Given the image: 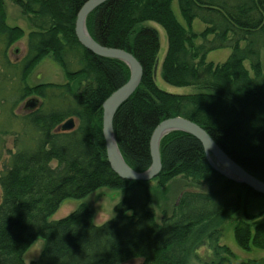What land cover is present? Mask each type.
<instances>
[{"label": "trees", "instance_id": "1", "mask_svg": "<svg viewBox=\"0 0 264 264\" xmlns=\"http://www.w3.org/2000/svg\"><path fill=\"white\" fill-rule=\"evenodd\" d=\"M12 1L32 30L24 58L13 63L8 50L25 31L7 23L0 0V105L7 111L6 124L0 125V264H25L24 253L39 237L43 251L32 264H122L136 258L142 264H264V258L236 261L221 243L223 225L250 200L260 199L259 216L264 215V196L216 171L193 135L175 131L162 138V170L155 180L165 186L182 176L209 191H183L172 212L162 211L160 222L147 209L148 183L122 179L111 169L102 104L128 81L130 70L78 41L75 22L87 0ZM179 1L188 27L179 23L170 0H109L87 18L95 41L133 54L143 67L140 86L114 119L120 151L134 170H147L154 129L163 119L181 116L204 128L230 158L264 182V0ZM196 18L206 24L200 34L191 29ZM241 20L244 26L237 25ZM149 21L168 36L163 79L198 92L176 95L158 87L153 69L160 38ZM198 36L203 42L196 45ZM229 46L233 50L225 62L207 61L210 51ZM48 55L68 81L29 85V75ZM31 96L41 104L16 113ZM70 118L75 127L61 130ZM15 122L21 132L13 131ZM12 133L15 151L3 157L5 138ZM102 187L127 188L115 216L102 225L93 223V211L85 204L47 221L64 199H81ZM234 236L244 251L264 250V221L236 222Z\"/></svg>", "mask_w": 264, "mask_h": 264}, {"label": "rangeland", "instance_id": "2", "mask_svg": "<svg viewBox=\"0 0 264 264\" xmlns=\"http://www.w3.org/2000/svg\"><path fill=\"white\" fill-rule=\"evenodd\" d=\"M4 4L6 9L7 23L10 26H20L25 31L24 37L19 41H17L16 43H14L8 50V54L11 60L13 61V63H17L20 62L25 56L28 34L32 30V27L28 22L27 16L22 13L20 7L16 6V4L12 0H4ZM173 11L176 18L185 27H188L187 22H185L182 17L177 0L173 1ZM148 24L157 29L160 38V50H159L158 58L156 60V63L158 62L157 71H156V83L158 87L168 93L176 94V95H187L198 92L199 91L198 88L173 86L167 83L162 78L161 70H162L163 60L168 51V36L166 31L161 25L155 22H150ZM191 25H192L191 29L193 30V32L197 34L202 33L206 29V24L203 23L198 18L193 20ZM210 37L212 36L209 35V38ZM202 42L203 40L199 36L195 39L196 45L201 44ZM231 52H232L231 48L228 47L212 50L207 54V61H211L214 64H221L227 60ZM261 52H262L261 63L264 71V48L261 50ZM246 66L250 68L249 61H246ZM251 74L253 75V72H251ZM66 80L67 77L64 72V69L61 67L60 64H58L52 58V56L48 55L37 65V67H35V69L29 75L27 81L29 85L34 86L40 83H64L66 82ZM16 83H18V79H14L12 84L15 85ZM31 98L32 96L27 98L23 102V104H21V107L15 110V112L22 114L24 112L23 109L26 105V101ZM6 119H7V111L6 109L3 108L2 105H0V125L1 124L4 125V123L6 124ZM17 124L18 122H15L13 124L14 126L12 129L15 132H21V128H19ZM5 139H6V149L2 150L3 157H7V150H13L15 147V135L13 133L7 136ZM151 186L153 188L152 189L153 209L151 208L149 209L154 210L153 212L156 213V219L158 222L161 221L162 218L161 212L163 210H168L169 212H172L174 210V207L176 206L181 194L187 188L198 192H208L207 186L188 185L187 180L178 177L169 181L165 186H159L158 181H151ZM122 198L123 197L121 190L112 189L109 187H103L81 199L68 198L60 205L57 212L49 220L62 219L67 215H69L80 204L85 203L89 207H91V210L93 209V211L95 212L94 215L95 223L103 224L104 222L115 216L116 214L115 205ZM259 205L260 204L255 203V205L244 207V209L248 210L250 213H257L260 211ZM262 218L264 217L262 216ZM234 223L235 222H229L223 225L221 243L230 247V249L233 251L235 255V260L241 262L253 258H259V259L264 258V250L262 249L253 248L251 251H244L237 245L234 236ZM43 247H44V238L39 237L24 253L23 259L25 264H32L34 261L39 260L43 251ZM201 252L204 253V250H202ZM142 263H143L142 258H136L123 264H142Z\"/></svg>", "mask_w": 264, "mask_h": 264}, {"label": "water", "instance_id": "3", "mask_svg": "<svg viewBox=\"0 0 264 264\" xmlns=\"http://www.w3.org/2000/svg\"><path fill=\"white\" fill-rule=\"evenodd\" d=\"M108 1L109 0H88L79 10L75 31L77 38L85 48L101 57L122 60L128 65L131 71L128 82L115 90L103 103V136L106 144L107 159L113 171L124 179L144 181L154 179L162 170L160 141L171 132L182 131L193 135L202 143L207 159L216 171L236 182L249 185L255 191L264 194V182L262 180L246 171L231 159L204 128L180 116L163 120L154 129L150 143L152 163L147 170L139 173L125 162L116 140L113 121L120 105L126 102L137 90L142 80L143 69L131 53L122 49L106 48L95 41L89 34L86 26L88 16ZM157 63L154 68L155 76ZM36 100L38 99H31L25 107H34ZM74 127L75 121L73 118H70L61 125V130L69 131Z\"/></svg>", "mask_w": 264, "mask_h": 264}, {"label": "bare ground", "instance_id": "4", "mask_svg": "<svg viewBox=\"0 0 264 264\" xmlns=\"http://www.w3.org/2000/svg\"><path fill=\"white\" fill-rule=\"evenodd\" d=\"M88 1V0H87ZM86 1V2H87ZM171 1V8H172V10H173V1L174 0H170ZM195 1V0H194ZM85 2V3H86ZM177 2H178V4L180 5V1L179 0H177ZM193 2V1H192ZM84 3V4H85ZM83 4V5H84ZM82 5V6H83ZM16 6H18L17 4H16ZM19 7V6H18ZM82 8V7H81ZM80 8V9H81ZM79 9V10H80ZM179 9H180V6H179ZM174 12V11H173ZM78 13H79V11H78ZM78 13H77V16H78ZM182 14V13H181ZM182 17H183V19H184V21L186 22V17H184V15H182ZM76 20H77V18H76ZM178 20V19H177ZM179 21V20H178ZM150 22H152V21H149V22H147V25H149L148 23H150ZM179 23H181L180 21H179ZM244 21L243 20H241V21H238L237 22V25L238 26H244ZM182 24V23H181ZM183 25V24H182ZM87 26V25H86ZM149 26H151V25H149ZM18 27H20V26H18ZM22 28V27H21ZM75 28H76V22H75ZM23 29V28H22ZM88 30V29H87ZM89 32V31H88ZM75 33H76V31H75ZM92 37V36H91ZM78 39V38H77ZM78 41H79V39H78ZM80 42V41H79ZM80 44H81V42H80ZM82 45V44H81ZM246 46V42L245 41H241L240 42V47L241 48H244ZM106 48H111V47H107V46H105ZM228 48H231V50H233V47H231V46H229ZM118 49V48H117ZM87 50H89V49H87ZM262 50V49H261ZM90 51V50H89ZM91 52V51H90ZM232 53V52H231ZM262 53V52H261ZM26 54V53H25ZM133 55V54H132ZM231 55V54H230ZM134 56V55H133ZM135 57V56H134ZM104 58H106V57H104ZM110 59H115V58H110ZM228 59V58H227ZM119 60V59H118ZM122 61V60H121ZM138 61V60H137ZM246 61H248V60H245V61H243V63H244V65H245V67L249 70V72H250V74H251V72H252V70H251V67L249 68L248 66H246ZM124 62V61H123ZM139 62V61H138ZM208 62H210V61H208ZM125 63V62H124ZM140 63V62H139ZM39 64V63H38ZM38 64H36V66L35 67H37V65ZM140 65H141V63H140ZM156 65V64H155ZM155 65H154V68H155ZM141 67H142V65H141ZM35 69V68H34ZM142 69H143V67H142ZM129 70H130V68H129ZM65 72V71H64ZM32 73V72H31ZM66 74V73H65ZM130 74H131V71H130ZM162 76V75H161ZM143 77V76H142ZM153 77H154V79H155V82H156V76L154 75V69H153ZM129 78H130V76H129ZM163 78V77H162ZM129 80V79H128ZM68 81V79L66 80V82ZM142 81V80H141ZM128 82V81H127ZM126 82V83H127ZM126 83H124V84H126ZM123 84V85H124ZM141 84V83H140ZM140 84H139V86H140ZM122 85V86H123ZM138 86V87H139ZM137 87V88H138ZM119 89V88H118ZM111 95V94H110ZM109 95V96H110ZM109 96L106 98V99H108L109 98ZM34 97H32L31 99H33ZM31 99H28L27 101H26V104L31 100ZM105 99V100H106ZM128 101V100H127ZM126 101V102H127ZM126 102H124V103H122L121 105H120V107H119V109L117 110V112L120 110V108L126 103ZM104 103V102H103ZM23 104V103H22ZM41 103H40V100H36V103H35V106L34 107H24V113H28V112H30L31 110H34L36 107H38L39 105H40ZM26 106V105H25ZM20 107H21V105H20ZM117 112H116V114H117ZM102 114H103V104H102ZM116 114H115V116H116ZM177 117V116H176ZM181 117V116H180ZM103 118V117H102ZM171 118H173V117H171ZM184 118V117H183ZM74 119V118H73ZM114 119H115V117H114ZM168 119V118H167ZM187 119V118H186ZM75 120V119H74ZM163 120H166V119H163ZM189 120V119H188ZM162 122V121H161ZM113 126H114V121H113ZM158 126V125H157ZM156 126V127H157ZM102 131H103V124H102ZM161 142V141H160ZM150 143H151V140H150ZM151 151V150H150ZM160 155H161V151H160ZM106 156H107V154H106ZM124 158V157H123ZM232 159V158H231ZM108 160V159H107ZM125 160V159H124ZM162 160V159H161ZM126 162V161H125ZM127 163V162H126ZM54 164H56V162H54ZM128 164V163H127ZM129 165V164H128ZM132 168V167H131ZM112 169V168H111ZM113 170V169H112ZM247 171V170H246ZM137 172H139V173H142V172H144V171H137ZM250 173V172H249ZM117 174V173H116ZM119 176V175H118ZM120 177V176H119ZM256 177V176H255ZM122 178V177H121ZM155 178H157V176L155 177ZM155 178L154 179H150V180H146V181H144V180H130V179H127V180H130V181H138V182H146V183H148V185H149V187H150V191H151V193H150V204H148L147 205V209L148 210H150L154 215H155V217H156V213L155 212H153L154 210H151V209H153V207H152V201H153V195H152V186H151V181H156L155 180ZM178 178H181V179H184L182 176H178ZM122 179H124V178H122ZM186 180V179H185ZM188 181V185H192V182L191 181H189V180H187ZM239 183V182H238ZM240 184H243V185H245V186H247L249 189H251V190H254L252 187H250L249 185H246V184H244V183H240ZM199 186H206V185H199ZM130 188H131V186H129ZM103 188V187H102ZM109 188H112V189H118V190H121V192H122V197H124L125 196V193L127 192V188L126 187H122V188H114V187H109ZM207 188H208V186H207ZM186 190H189L190 191V189H186ZM95 191H97V190H95ZM95 191H93V192H95ZM208 191H209V188H208ZM255 191V190H254ZM93 192H91V193H93ZM243 192V191H242ZM256 193H258L259 195H261V196H264V194L263 193H260V192H258V191H255ZM90 193V194H91ZM90 194H88V195H90ZM87 195V196H88ZM68 198H66V199H64L62 202H61V204L65 201V200H67ZM72 199H76V198H72ZM244 199V198H243ZM122 200V199H121ZM120 200V201H121ZM119 201V202H120ZM244 201V200H243ZM118 202V203H119ZM250 202H251V204L250 205H255V203H258V204H261L260 203V199L258 200H250ZM117 203V204H118ZM83 204H85V203H83ZM245 205V206H241V209L240 210H238V211H234L235 213L233 214V216L231 217V219L230 220H227L226 221V223H229V222H235L234 223V225L236 224V222H253V221H259V222H261V221H264V218H262V216L264 217V215H262V216H259V214L261 213V210L259 211V212H257V213H250L248 210H246V209H244V207H249L250 205ZM80 205H82V204H80ZM80 205L76 208V209H78L79 207H80ZM85 205H87V204H85ZM88 206V205H87ZM116 206V205H115ZM89 207V206H88ZM243 207V208H242ZM90 209H91V207H89ZM149 208H151V209H149ZM75 209V210H76ZM75 210H73L70 214H72ZM92 211H93V209H92ZM55 213H56V211H55ZM55 213H53V214H51L48 218H47V221L48 222H52V221H57V220H49ZM69 214V215H70ZM161 214H162V212H161ZM93 215H95V212L93 211ZM249 215L250 216H252V217H249ZM255 216H258L257 218H255ZM58 220H60V219H58ZM93 223L94 224H96L95 223V221L93 220ZM96 225H102V224H96ZM236 241V240H235ZM126 262H128V261H125V262H123V263H126ZM122 263V264H123Z\"/></svg>", "mask_w": 264, "mask_h": 264}]
</instances>
